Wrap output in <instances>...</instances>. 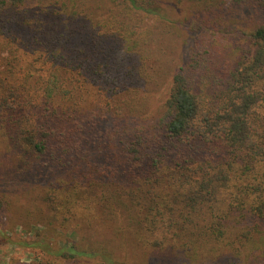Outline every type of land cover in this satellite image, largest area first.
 Instances as JSON below:
<instances>
[{
  "label": "trees",
  "instance_id": "16d2710c",
  "mask_svg": "<svg viewBox=\"0 0 264 264\" xmlns=\"http://www.w3.org/2000/svg\"><path fill=\"white\" fill-rule=\"evenodd\" d=\"M186 1L207 27L226 0H114L102 12L86 0H0V23L24 26L21 82L0 73L9 85L0 84V107L24 94L19 141L64 172L44 187L38 219L48 234L76 235L21 240L44 253L28 264H127L116 251L127 243L195 264L228 231L264 222V0H227L262 16L231 29L247 42L230 59L207 65L194 51L154 111L136 105L151 72L134 21Z\"/></svg>",
  "mask_w": 264,
  "mask_h": 264
},
{
  "label": "rangeland",
  "instance_id": "374dc122",
  "mask_svg": "<svg viewBox=\"0 0 264 264\" xmlns=\"http://www.w3.org/2000/svg\"><path fill=\"white\" fill-rule=\"evenodd\" d=\"M113 1L86 0L93 9L101 12ZM228 2L225 1L220 14L215 18L216 21L207 27L201 25L203 21L195 18L193 11L196 7L189 1L183 3V7L171 8L168 5L167 16L164 18L153 16L143 19L142 22L134 21L141 24L132 30L139 35L138 47L142 58L146 60L145 67L151 72V78L145 83L146 89L141 91L143 93L140 96L138 94V107L147 108V112L154 111L161 101L159 97L165 94L171 74L194 51L199 54L198 61L203 57L205 64L217 60L222 63L224 59L231 58L235 43L247 42L245 33L231 29L238 26L245 30L254 28V25L262 20V16L246 4L234 10L228 6ZM81 14L86 13L83 11ZM107 19L110 20L108 26H113L112 17ZM18 21L7 25L0 23V73L5 70L15 71L14 79L19 76L20 70H24V26ZM199 26L202 28L199 29ZM203 28L205 33L200 34ZM112 30L116 31V28ZM14 82H21V78H16ZM2 83L6 87L9 86L8 80H2L0 77V84ZM22 105L24 94L0 107V198H3V201L6 198L8 201L6 206L0 209V264H28L43 256L41 247L25 246L20 243L21 240H40L45 237L47 242L60 244V234L64 238H76V235L72 236L70 229L48 234L44 223L38 219L39 208L43 205L41 197L44 187L47 182L63 175L64 172L51 165L45 156L24 150V145L19 141V132L24 125ZM98 128L103 132L107 129L106 123H102ZM259 224L260 227L256 229L253 222L249 221V225L243 224L244 228L238 226L228 231L223 240L213 244L214 250L210 251L206 259L195 264H264V222L259 221ZM39 231L41 235L37 234ZM1 233L8 238L2 237ZM103 234H107V231L104 230ZM116 251L126 256L127 264H177V258H171L166 249H141L127 243L119 249L117 247ZM46 258L50 260L52 256L47 255ZM55 262L96 264L95 259L85 258L72 262L57 257Z\"/></svg>",
  "mask_w": 264,
  "mask_h": 264
}]
</instances>
